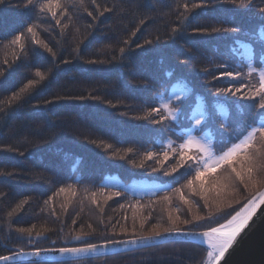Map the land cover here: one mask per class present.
Listing matches in <instances>:
<instances>
[{
    "label": "trees",
    "instance_id": "obj_1",
    "mask_svg": "<svg viewBox=\"0 0 264 264\" xmlns=\"http://www.w3.org/2000/svg\"><path fill=\"white\" fill-rule=\"evenodd\" d=\"M70 2L67 16L61 19L62 10L57 11L59 25L50 14L26 6L27 0L0 4V172L5 173L0 176V256L14 250L146 237L155 224L170 226L169 213L179 217L176 226L182 231L201 232L226 223L264 183L255 189L239 185L237 199H227L231 207L217 211L214 193L206 202L184 187L194 175L188 164L165 175L176 157L162 164L144 159L145 153L155 152L162 160L164 149L157 144L162 125L151 123L154 117H140L158 107L157 93L186 81L191 94L182 108L203 101L205 127L211 130L217 151L226 150L231 138L218 135L217 126L231 124L242 131L252 122L256 101L238 99L241 93L217 95V89L235 91L256 83L255 77L249 81L224 73L246 74L249 45L255 50V66H264L260 59L264 13L259 11L264 0L253 4L245 0L246 6L231 0H84V7L79 0ZM194 3L205 7L186 12L183 5L191 8ZM33 25L35 38L26 31ZM233 27L239 31H211ZM20 34L23 52L6 47ZM35 40L47 44L55 55ZM222 63L228 67H219ZM37 71L46 79L40 80ZM30 81L34 87L21 93ZM17 94L19 98L11 100ZM216 108L230 110L226 123L216 115ZM108 173L173 185L156 196L136 198L104 187ZM60 188L69 191L58 195ZM176 189L183 190L189 204L180 200ZM166 195L172 197L170 202L163 200ZM194 216L207 218L195 221ZM185 219L192 222L182 223ZM20 228L33 231L29 235ZM208 252L191 243H170L54 264H206Z\"/></svg>",
    "mask_w": 264,
    "mask_h": 264
},
{
    "label": "snow or ice",
    "instance_id": "obj_2",
    "mask_svg": "<svg viewBox=\"0 0 264 264\" xmlns=\"http://www.w3.org/2000/svg\"><path fill=\"white\" fill-rule=\"evenodd\" d=\"M6 0H0V4H4ZM233 4L237 6H246L245 0H231ZM92 3H95V0H92ZM254 0H247V4H253ZM81 7H84V0H79ZM26 6H31L36 8L39 13H48L52 18L55 19L57 25L60 24V19H56L57 11L62 10L61 19L63 16L68 15V8L72 6L70 0L68 3L62 2V0H37L36 3L33 0H27ZM184 9L187 11H194L197 8L205 7L202 4H192L189 8L188 4L183 5ZM85 11L87 8L85 7ZM108 11V9H105ZM261 13H264V7L259 8ZM89 16L92 15V12H87ZM104 13L100 12L102 16ZM65 28L68 27L67 24L64 25ZM27 33L32 34V37L35 38L37 35L36 26H28L26 28ZM175 31V30H174ZM212 32H230L237 33L239 29L233 28H213ZM204 34L208 33V30H203ZM23 35H15L8 41L6 47L15 48L19 47L20 51L23 52L24 45L22 43ZM37 44H41L42 47L47 49L48 52L52 53V49L48 47L47 44L42 43L39 40L34 41ZM249 63L245 65L247 67L246 74L237 70L236 72L227 71L224 75L233 77V76H243L244 79L251 81L253 77L256 78V83H250L249 85H244L247 87V92H243V87H236L235 91L232 87L228 88H218L217 95L223 93L228 95L231 93L233 96H237L238 93H241L237 98L246 99V100H255L256 104L253 105V114L251 116V123H246V126L243 127L242 131H238L237 127H233L231 124L220 123L217 126L218 135L226 134L230 139V146L227 149H220L217 151L212 140L209 139L207 135H201L204 131L205 126L207 125V116L205 113H201L196 116L194 121L190 120L189 124L185 128H180V116L183 114L182 102L184 97L177 94L174 98H169L166 103L160 107H154L149 110L141 119H151V123L162 125V131L173 132L174 129L180 128L178 133V139L180 140L179 144L169 141L167 149L162 151L161 156L162 160L157 156L155 152L145 153L144 159L153 160L156 159L158 163H163L164 161L169 160L172 157L177 159L174 161L175 166L171 167L170 170H165V175H172L174 172L178 171L179 168L184 167L186 164L193 169L194 175L191 180H188L187 184L184 186L189 189L193 194L197 192L201 195L203 199L207 202L208 196L210 193H214L216 197L215 206L217 211H223L224 207H231V203L226 199L228 196L235 195L239 192V185H242L244 189H255L259 185L264 183V66H255V50L249 45ZM121 53L124 52V49H120ZM55 55V53H52ZM18 58V57H17ZM261 61H264V54L261 55ZM7 63V61H5ZM68 63V61H65ZM88 63L94 64L96 61L89 60ZM219 67L226 68L228 65L222 63ZM40 80L46 79L45 75L37 71L35 73ZM35 82L30 81L28 85L21 90V93L26 92L28 89L34 87ZM19 98V94L14 95L11 100H16ZM11 100L9 103H11ZM51 103V101H49ZM258 107L259 112H256L255 109ZM258 118V122H257ZM167 122V123H165ZM109 147H111L109 145ZM10 150V149H9ZM129 152L132 149L128 150ZM123 158V157H121ZM191 162V164H189ZM143 167V164H141ZM5 173L0 172V176H4ZM10 175V174H9ZM205 177L208 179L206 180ZM69 191L65 188H60L59 193H66ZM176 194L179 195L180 200L185 204H189L190 201L185 198L184 192L182 189H176ZM75 195V193H73ZM95 193L92 196L93 203L95 200ZM115 195L119 196V193ZM107 199H112L111 196H108ZM172 199L171 196H164L163 200L170 202ZM25 201L24 203H26ZM264 204V192H259L258 198L253 196L246 205L240 210L237 211L231 219L227 220L226 223H221L217 227H212L207 231L199 233L206 238L208 247L210 251L208 252L209 264H219L220 260L223 259L225 253L229 248L232 247L233 243L236 241V238L247 226L249 220L255 214L257 208ZM207 206V203L205 204ZM22 207V205L18 206ZM103 211V209H101ZM207 217L205 216H194L193 220L200 221L204 220ZM177 220L172 217V214L169 213L168 221L169 227H164L161 224H155L148 236L142 237L141 239L145 240H155L161 237L162 235H184L188 236L193 233L183 232L177 228ZM192 221L183 220L182 223L189 224ZM143 222L141 227H143ZM20 232L27 231L31 235L33 229H18ZM135 230L133 229V233ZM112 243H116L113 241ZM126 243H136L135 240L126 241ZM107 247V244L102 245ZM96 245H89L86 248H60L59 251L61 254H72L77 255L81 252H93L96 250ZM42 251H49L44 249ZM34 256H39L40 251L31 253ZM17 255H22L18 253ZM12 256H0V261L6 262L12 260Z\"/></svg>",
    "mask_w": 264,
    "mask_h": 264
},
{
    "label": "water",
    "instance_id": "obj_3",
    "mask_svg": "<svg viewBox=\"0 0 264 264\" xmlns=\"http://www.w3.org/2000/svg\"><path fill=\"white\" fill-rule=\"evenodd\" d=\"M207 231V230H206ZM193 233L188 236L184 235H162L155 240H145L139 238H131L116 241V243L106 242L96 245L93 252H81L77 255L61 254L58 249H48L49 251L31 250L21 251L14 250L13 253L7 255L13 259L6 264H44V263H65L71 261L101 258L117 254H125L129 252L139 251L147 248L161 246L170 243H191L209 250L206 238L200 235L201 232L183 231ZM135 240L136 243H126V241ZM107 244L105 248L102 245ZM89 246V245H88ZM88 246L69 247V248H86ZM44 250V249H43ZM40 251L39 256L31 253ZM22 253V255H17ZM0 264H5L0 261ZM207 264V263H206ZM219 264H264V204H261L255 214L249 220L247 226L236 238L232 247L228 249Z\"/></svg>",
    "mask_w": 264,
    "mask_h": 264
},
{
    "label": "rangeland",
    "instance_id": "obj_4",
    "mask_svg": "<svg viewBox=\"0 0 264 264\" xmlns=\"http://www.w3.org/2000/svg\"><path fill=\"white\" fill-rule=\"evenodd\" d=\"M177 94L184 97V99L190 96L191 92H190L189 86L186 83V81L176 82L171 87H168L162 90L161 92L157 93L155 100L157 102L158 107L166 103L169 98H174ZM215 112H216V115H218L222 121H224L225 123L228 121L229 116H230L229 109L216 108ZM201 113H205L207 116V107L205 103L201 100L195 101L193 104H191V106L187 110H185L184 108L183 114L180 116V128H185L189 124L190 120L194 121L195 117L200 115ZM180 128L174 129L173 132L160 130L159 139L157 140V144L160 147H162L164 150H166L169 141H174L175 142L174 147H175L176 144L180 143V140L178 139V133L180 131ZM201 135L202 136L207 135L214 144V138L211 135V130L209 128L205 127ZM102 184L106 188L121 191V192L127 193L130 196L136 197V198L156 196L157 194L163 191L169 190L173 185L172 183H169V182L159 183V182L149 181L146 179L125 180L115 173H108L105 176ZM259 192H264V187L261 190H259ZM259 192H257L254 196L258 198ZM226 199L230 200V199H237V198L235 195L234 196L232 195V196L226 197ZM248 201L244 205H246Z\"/></svg>",
    "mask_w": 264,
    "mask_h": 264
},
{
    "label": "bare ground",
    "instance_id": "obj_5",
    "mask_svg": "<svg viewBox=\"0 0 264 264\" xmlns=\"http://www.w3.org/2000/svg\"><path fill=\"white\" fill-rule=\"evenodd\" d=\"M209 251V250H208ZM207 264H209V258H207Z\"/></svg>",
    "mask_w": 264,
    "mask_h": 264
}]
</instances>
